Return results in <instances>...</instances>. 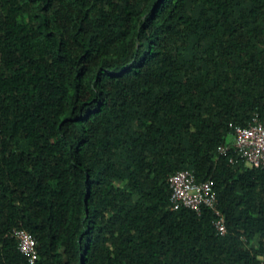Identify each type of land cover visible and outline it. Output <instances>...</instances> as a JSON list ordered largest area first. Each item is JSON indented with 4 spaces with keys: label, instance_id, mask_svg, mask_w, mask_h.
I'll return each mask as SVG.
<instances>
[{
    "label": "trees",
    "instance_id": "16d2710c",
    "mask_svg": "<svg viewBox=\"0 0 264 264\" xmlns=\"http://www.w3.org/2000/svg\"><path fill=\"white\" fill-rule=\"evenodd\" d=\"M264 0H0V264H264ZM234 158V161L230 160ZM213 210L170 207V177Z\"/></svg>",
    "mask_w": 264,
    "mask_h": 264
},
{
    "label": "built area",
    "instance_id": "2783aa9c",
    "mask_svg": "<svg viewBox=\"0 0 264 264\" xmlns=\"http://www.w3.org/2000/svg\"><path fill=\"white\" fill-rule=\"evenodd\" d=\"M234 140L219 147L220 154L231 151L242 158L251 168H264V117L255 115L248 125L230 123ZM234 161V158L230 160ZM170 207L174 210L191 209L201 213L203 209L213 210L214 226L217 233L224 236L228 229L224 215L218 207L217 193L212 180L198 181L192 169L177 171L170 177ZM12 235L18 242L20 252L31 264L38 257L37 240L26 229L15 228Z\"/></svg>",
    "mask_w": 264,
    "mask_h": 264
},
{
    "label": "rangeland",
    "instance_id": "374dc122",
    "mask_svg": "<svg viewBox=\"0 0 264 264\" xmlns=\"http://www.w3.org/2000/svg\"><path fill=\"white\" fill-rule=\"evenodd\" d=\"M233 140H234V136H231L230 139H229V141L232 142Z\"/></svg>",
    "mask_w": 264,
    "mask_h": 264
}]
</instances>
